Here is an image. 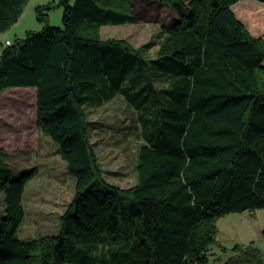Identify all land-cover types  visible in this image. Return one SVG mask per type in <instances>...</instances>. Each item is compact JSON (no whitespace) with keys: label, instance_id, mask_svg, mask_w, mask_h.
I'll return each mask as SVG.
<instances>
[{"label":"trees","instance_id":"obj_1","mask_svg":"<svg viewBox=\"0 0 264 264\" xmlns=\"http://www.w3.org/2000/svg\"><path fill=\"white\" fill-rule=\"evenodd\" d=\"M133 1L59 0L62 27L37 8L42 29L2 48L0 100L8 88L36 89L37 127L58 146L75 187L58 234L20 240L23 196L38 170L12 178L0 159V264H127L132 256L264 264L253 246L236 245L224 261L211 254L228 251L216 240L220 218L264 208V39L234 13L244 0H151L171 7L177 22L161 28L147 60L101 38L103 27L138 23ZM27 2L0 0V34ZM118 96L137 112L144 140L127 189L105 179L86 112Z\"/></svg>","mask_w":264,"mask_h":264},{"label":"rangeland","instance_id":"obj_2","mask_svg":"<svg viewBox=\"0 0 264 264\" xmlns=\"http://www.w3.org/2000/svg\"><path fill=\"white\" fill-rule=\"evenodd\" d=\"M131 5L138 23L103 27L101 38L122 41L147 60L155 59L157 35L163 26L177 22V14L171 7L151 0L133 1ZM37 8H44L42 12L48 16L50 26L62 27L63 10L59 0H28L17 22L0 34V54L7 40L14 42L23 39L27 32L42 29V23L37 20ZM233 11L252 36L264 39V4L244 0L236 4ZM149 43L154 45L145 47ZM163 86V81L155 82V87ZM34 90L30 87L8 88L0 100V159L12 170V178H19L34 168L38 170L23 196L25 219L18 233V238L23 241L58 234L59 219L71 202L75 187V179L68 174L66 163L58 154V146L37 127ZM86 112L90 140L105 179L122 189L134 186L137 183V153L144 144L137 112L120 96L101 108ZM3 209L4 197L0 193V216ZM217 228L216 240L228 251L222 253L212 249V260H226L236 245L259 248L264 256V208L253 213L225 215L218 220ZM126 251L133 254L131 249ZM127 264L140 263L132 256Z\"/></svg>","mask_w":264,"mask_h":264},{"label":"built area","instance_id":"obj_3","mask_svg":"<svg viewBox=\"0 0 264 264\" xmlns=\"http://www.w3.org/2000/svg\"><path fill=\"white\" fill-rule=\"evenodd\" d=\"M6 45H10V41H6Z\"/></svg>","mask_w":264,"mask_h":264},{"label":"crops","instance_id":"obj_4","mask_svg":"<svg viewBox=\"0 0 264 264\" xmlns=\"http://www.w3.org/2000/svg\"><path fill=\"white\" fill-rule=\"evenodd\" d=\"M8 41V40H7ZM32 91V90H31ZM35 92H36V97H37V91H36V89L34 90ZM12 171V170H11ZM23 199H24V197H23ZM69 205V204H68Z\"/></svg>","mask_w":264,"mask_h":264}]
</instances>
